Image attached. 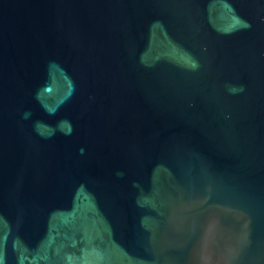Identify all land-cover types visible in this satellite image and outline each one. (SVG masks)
I'll use <instances>...</instances> for the list:
<instances>
[{
    "label": "water",
    "instance_id": "95a60500",
    "mask_svg": "<svg viewBox=\"0 0 264 264\" xmlns=\"http://www.w3.org/2000/svg\"><path fill=\"white\" fill-rule=\"evenodd\" d=\"M0 264H264V0H0Z\"/></svg>",
    "mask_w": 264,
    "mask_h": 264
}]
</instances>
